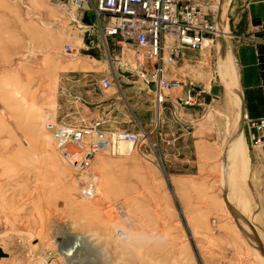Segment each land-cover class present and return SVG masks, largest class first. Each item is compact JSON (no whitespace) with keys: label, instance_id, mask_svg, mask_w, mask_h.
Returning <instances> with one entry per match:
<instances>
[{"label":"rangeland","instance_id":"rangeland-1","mask_svg":"<svg viewBox=\"0 0 264 264\" xmlns=\"http://www.w3.org/2000/svg\"><path fill=\"white\" fill-rule=\"evenodd\" d=\"M62 1L0 0V264H264V148L249 139L247 157L235 159L230 133L241 130V115L218 67L221 47L236 73L228 0L218 46L189 51L163 70L179 81L164 90L165 115L184 112L176 100L189 91L199 114L215 118V159L198 168L188 166L191 153L172 157L144 138L124 156L101 151L82 167L79 155L58 152L54 126L79 118L60 106L72 99L58 79L83 62L81 29ZM117 53L102 71L115 81L133 68L131 50ZM86 177H94L90 198L80 190Z\"/></svg>","mask_w":264,"mask_h":264},{"label":"crops","instance_id":"crops-1","mask_svg":"<svg viewBox=\"0 0 264 264\" xmlns=\"http://www.w3.org/2000/svg\"><path fill=\"white\" fill-rule=\"evenodd\" d=\"M226 9V37L237 76L229 53L222 51L221 47L218 50V67H221L224 83L231 96L237 95L232 104H235L240 112L242 127L240 130L238 125H233L230 134L233 136L231 144L232 148L234 146L235 159H243L247 157L244 146L246 141L249 144V134L252 132L248 122L264 117V0H228ZM76 18L91 27L78 31L80 46L77 53L83 61L82 66L76 71L60 75L58 79V86L72 99L71 102L61 103L60 106L70 115H78L77 120L102 119L104 129H142L146 132V142L151 146L156 145L166 155L173 157V152H188L194 157L188 162V166H211L206 162L215 159V118L199 114V109L195 106H200V101L196 95H191L189 91L184 92L183 95L193 97L194 102L184 106V112L179 115L173 112L165 115L164 107L160 109V102L163 100H157L153 90L142 79H135L128 74L127 78L116 79L111 86L102 88L100 79L108 75L102 73L103 62L106 60L99 31L92 26L93 18L90 12L77 13ZM107 42L108 48L114 49L113 55L116 56L118 49L111 44L113 39L108 38ZM189 51L191 50L183 49L180 59H184ZM237 84L239 94L234 90L237 89ZM145 100L148 102L142 103ZM132 120L136 121V127L130 124ZM200 156L203 158L198 159ZM166 161L173 162L175 159ZM185 162L187 161L184 159L178 160L176 164ZM260 163L257 162L255 167H261ZM224 164L225 167L226 163ZM261 214L264 216V209ZM256 215L260 216L258 207ZM260 254L264 258V252Z\"/></svg>","mask_w":264,"mask_h":264},{"label":"built area","instance_id":"built-area-1","mask_svg":"<svg viewBox=\"0 0 264 264\" xmlns=\"http://www.w3.org/2000/svg\"><path fill=\"white\" fill-rule=\"evenodd\" d=\"M220 0H63L62 6L72 23L81 30L89 27L76 18L77 13L88 11L100 34L105 59L114 61V49H108V38L120 53L132 52L133 68L124 69L135 79L154 85V96L164 100V90L179 85V81L163 75L164 65L180 59L183 49L199 51L212 47L219 38L218 12ZM64 44V51L69 49ZM148 71V74H147ZM115 82L112 76L102 77L100 86L107 88ZM176 100V99H175ZM194 102L193 97H177L183 107ZM102 119H79L60 123L52 130V139L63 157L80 156L76 166H85L98 152L124 156L136 149L146 136L142 129L130 131L103 128ZM251 147L264 148V117L249 121ZM126 143L129 152L118 145ZM74 149V151H72ZM94 177H86L81 193L90 198L94 193Z\"/></svg>","mask_w":264,"mask_h":264},{"label":"bare ground","instance_id":"bare-ground-1","mask_svg":"<svg viewBox=\"0 0 264 264\" xmlns=\"http://www.w3.org/2000/svg\"><path fill=\"white\" fill-rule=\"evenodd\" d=\"M222 1L223 0H220V2H219V4H218V6H217V9H216V11L218 12V28H219V30H220V27H219V19H220V12H221V7H222ZM220 32H221V30H220ZM222 33L223 32H221V33H219L220 35H219V38L217 39V43H218V40L219 39H221L222 38ZM233 79H234V81H236V78H235V76H233ZM118 149L120 150V151H125L126 153H128L129 152V148H128V146L126 145V143H120L119 145H118ZM73 244H74V242L73 243H71V244H69L70 246H69V248L71 247H73ZM76 244V243H75ZM74 244V245H75ZM259 258H261V257H259ZM261 262V261H260ZM263 262V261H262ZM264 263V262H263Z\"/></svg>","mask_w":264,"mask_h":264},{"label":"water","instance_id":"water-1","mask_svg":"<svg viewBox=\"0 0 264 264\" xmlns=\"http://www.w3.org/2000/svg\"><path fill=\"white\" fill-rule=\"evenodd\" d=\"M148 86L150 87V89H152V90L154 89V85L152 83L149 82Z\"/></svg>","mask_w":264,"mask_h":264}]
</instances>
